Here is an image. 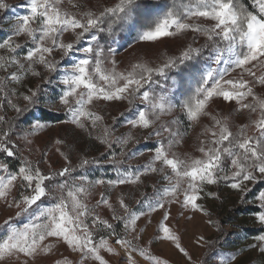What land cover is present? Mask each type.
Wrapping results in <instances>:
<instances>
[{
	"label": "snow or ice",
	"instance_id": "snow-or-ice-1",
	"mask_svg": "<svg viewBox=\"0 0 264 264\" xmlns=\"http://www.w3.org/2000/svg\"><path fill=\"white\" fill-rule=\"evenodd\" d=\"M19 7L23 12L14 13L6 32L2 25L9 18L0 19L5 33L0 37V202L4 211L14 210L0 223V264H29L58 245L78 254L77 264H111L102 253L120 256L113 238L124 250V264H136L134 252L150 264H167L136 243L144 231L138 221L148 217L150 224L158 210H163L157 224L161 238L191 262L167 223L170 206L211 217L199 201L218 198L209 186L220 185L240 203L256 205L259 228L247 247L264 255V188L254 191L264 185V0L247 5L242 0H116L98 9L83 0H25ZM9 11L0 0V12ZM121 33L131 38L125 51L145 42H181L175 54L138 58L122 68L113 46ZM217 102L234 104L231 111L239 114L246 111L248 122L233 131L231 114L213 110ZM111 103H126L119 113L125 117L122 125L117 117L106 124L94 110ZM51 112L64 118L48 117ZM203 118L211 123L197 136L199 155L176 151ZM49 119L74 126L103 151L98 156L81 151L74 162L72 147L56 138L52 150L63 159L60 167H53L48 151L30 159L38 151L34 138L51 127ZM120 126L128 130L116 135ZM141 139L148 160L127 165L145 155L127 147ZM101 168L111 169L114 177L90 175ZM152 174L158 179L151 194L141 192L135 206L123 193L111 201L113 189L142 185ZM98 186L105 191L90 203ZM102 208L111 222L100 214ZM207 223L215 224L211 218ZM196 243L203 247L208 241L200 236ZM214 258L232 264L236 255L215 253ZM52 264L73 261L63 257Z\"/></svg>",
	"mask_w": 264,
	"mask_h": 264
},
{
	"label": "rangeland",
	"instance_id": "rangeland-1",
	"mask_svg": "<svg viewBox=\"0 0 264 264\" xmlns=\"http://www.w3.org/2000/svg\"><path fill=\"white\" fill-rule=\"evenodd\" d=\"M5 2L11 7V11L9 12H0V19H3L4 16L9 18V20L2 25L6 32L10 28L11 23L14 22V13L23 12V9H21L19 5L23 4L25 0H5ZM83 2L88 3L90 6H95V8L98 9L100 6L104 5L111 6L116 0H83ZM65 6L70 7L67 4H65ZM4 35L5 33L0 32V37H3ZM120 37L118 43L113 44V46L118 48L119 54L117 59L121 61L122 68L131 62H135L138 58L159 60L163 58V54L165 53L169 55L175 54L179 43L181 42L172 39H165L164 42L155 44L145 42L134 44L132 48H128L127 51H125L124 49L131 39H129L128 36L120 35ZM20 39L22 40L23 38ZM56 58L59 59L58 54ZM233 75H235V73ZM38 82V79L32 80L33 84ZM256 91L258 94L260 93L259 88H257ZM125 108L126 103H111L99 105L94 110L99 111L100 114L105 117L106 124H111V118L117 117L122 125L125 117H120L119 113L124 111ZM233 108L234 104L228 105L221 102H217L216 105H213V110H218L220 115L227 116L231 114L233 131H235V125L248 122V113L245 111L243 114H239L231 111ZM12 114L13 113H9V115ZM35 115L40 116L41 113L36 112ZM48 123L51 127L45 129L42 133H38L37 137L34 138L33 148L38 149V151L34 150L29 156L30 159L38 160L40 159L42 152L48 151V159L52 161L53 167H60V165L63 164V159L58 153H55L54 150H52V142L56 138L65 139L67 144L72 147L73 152L71 155L74 162L75 155L81 151L87 153L89 156H98L99 152L103 151V148L97 142L89 140L84 133L79 130L74 131V126L60 125L58 122L52 121H48ZM210 123L211 121L208 118H203L201 125L197 126L189 133L176 151L181 154L188 152L192 155H199V153L195 151L198 144L197 136L200 133L202 126ZM127 130L126 127L120 126L117 128L116 135H120L121 132H126ZM133 135L139 137L140 133L133 130ZM127 147L129 149L145 150V145L142 139L139 145H137L135 141H132ZM64 150L67 151V149ZM148 157L149 153L145 150L144 156H136L135 158L128 159L126 164L132 166L142 165L148 160ZM40 166L44 171L48 170L47 164H41ZM107 172L109 173L107 174ZM107 172L101 168L94 174L90 175L97 177L102 175L114 177L115 174L111 169H108ZM142 179L144 180L142 185L120 186L113 189L109 193L111 201L115 203L116 196L123 193L125 196V202L130 206H135V200L140 199L141 192L151 194V185L158 179V177L155 174H152L143 177ZM209 190L217 192L218 198L205 197L203 200L199 201V203L203 204L206 210L211 213V217L206 216L201 212L185 210L178 204L170 206V218L167 223L173 232L179 235L181 245L192 257L191 262L175 248L172 241L162 239V234L158 233L157 224L158 221L162 219L163 210H158L151 214L150 224L147 222L149 219L148 217H142L138 221V228L142 227L144 228V231L140 240L136 241V243H138L140 247L148 250L152 256L166 261L167 264H200L205 256V251L208 248L210 241L221 233V226L225 231H228L229 234L226 236V239H224L222 248L220 250H215V253H220L222 255L235 254L236 259L232 264H264V255L258 250L248 249L247 247L249 243H252V237L257 234V229L259 228V225L254 219L255 211L250 208L256 205L240 203L236 194L223 185H220L219 188L216 186H209ZM104 191L105 189L102 186H98L92 194L90 203L94 204L96 200L100 199V194ZM249 199H251V196H249ZM117 210L120 211L118 205ZM9 214H14V210L7 212L4 211L2 202H0V223H2ZM100 214L104 218L110 220L111 214L106 208H102ZM209 218L215 222L214 225H209L207 223ZM217 228H219V231ZM245 235H247V239H245ZM200 236L205 237V240L208 241L207 245H204L203 247L197 245L196 241ZM110 243L116 247L120 256H110L106 253L102 254L111 261V264H118V262L119 264H124V250L121 249L119 245H115L114 238ZM214 255L209 260L205 261L206 264H218V259L214 258ZM133 256L136 259V264H150V261L140 256L138 253L134 252ZM63 257H68L73 261V264H77L79 259L78 254L72 253L64 245H58L53 253L47 256L37 257L35 261H29V264H52L55 259H61ZM86 264H92V262H86Z\"/></svg>",
	"mask_w": 264,
	"mask_h": 264
},
{
	"label": "trees",
	"instance_id": "trees-1",
	"mask_svg": "<svg viewBox=\"0 0 264 264\" xmlns=\"http://www.w3.org/2000/svg\"><path fill=\"white\" fill-rule=\"evenodd\" d=\"M242 2L244 3V4H250V0H242ZM119 35H121V36H127V34L126 33H121V34H119ZM128 38L129 39H131L129 36H128ZM47 116L48 117H55V116H59L61 119H63L64 117L62 116V114H58V113H53V112H51V113H47ZM48 121H52V122H58L56 119H49ZM109 172H107V174H108ZM259 188H264V185H260V186H258V188L257 189H254V191H258L259 190ZM251 208V210H254L255 211V208H256V206H254V207H250ZM220 234L219 235H217L214 239H212L211 241H210V243H209V245H211V248H209V246H208V248L206 249V251H205V256L203 257V261H207V260H209L213 255H214V253H215V250H217V249H221L222 248V246H223V242H224V239H226V236L229 234V232L228 231H225L224 229H223V227H221L220 226ZM207 254V255H206Z\"/></svg>",
	"mask_w": 264,
	"mask_h": 264
}]
</instances>
